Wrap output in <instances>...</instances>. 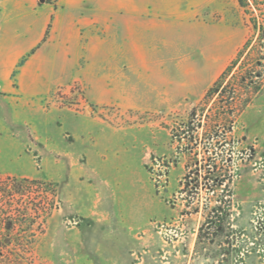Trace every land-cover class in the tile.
<instances>
[{
	"label": "rangeland",
	"instance_id": "1",
	"mask_svg": "<svg viewBox=\"0 0 264 264\" xmlns=\"http://www.w3.org/2000/svg\"><path fill=\"white\" fill-rule=\"evenodd\" d=\"M168 1L180 9L176 41L121 64L106 78L118 95L101 103L93 96L102 81L91 92L80 71L44 95L17 92L20 68L7 69L1 54L3 14L14 3L0 0V178L44 183L30 185L27 198L51 207L37 264H264V87L218 141L204 139L202 119L198 175L186 163L184 132L248 38L224 85L238 88L242 67H256L257 35L236 0ZM219 93L206 112L223 110ZM189 180L199 183L192 198ZM44 187L56 191L52 205Z\"/></svg>",
	"mask_w": 264,
	"mask_h": 264
},
{
	"label": "crops",
	"instance_id": "2",
	"mask_svg": "<svg viewBox=\"0 0 264 264\" xmlns=\"http://www.w3.org/2000/svg\"><path fill=\"white\" fill-rule=\"evenodd\" d=\"M4 15L6 35L1 54L18 73L17 92L26 98L48 93L80 71L97 102L110 103L118 95L106 78L133 58H146L162 43L176 41L179 7L168 0H13ZM12 15V17H10ZM40 43L41 46L32 52ZM31 53V54H30ZM85 64L81 65V59ZM123 66V67H124ZM95 74V79L88 76ZM9 93L15 92L5 85Z\"/></svg>",
	"mask_w": 264,
	"mask_h": 264
},
{
	"label": "trees",
	"instance_id": "3",
	"mask_svg": "<svg viewBox=\"0 0 264 264\" xmlns=\"http://www.w3.org/2000/svg\"><path fill=\"white\" fill-rule=\"evenodd\" d=\"M241 8L249 17V26L257 35L256 49L259 51V59L256 61V69L242 67V74L239 78L238 88L233 87L228 90V86L224 85V81L228 75V71L237 63L244 50L251 44V38H248L242 50L239 51L236 59L233 60L220 77L207 90L202 104V108L198 106L192 108L188 118L185 119L184 132L189 134L188 151H187V166L195 165L190 172L199 174L202 160L199 158L200 145H207L204 140H201L200 127H202V119L205 117L206 125L203 126L205 132L204 139L210 135L212 138H220V134L224 132L233 133V129L239 115L248 107L255 95L260 93L264 87V0H236ZM24 60L18 65V68L23 64ZM220 92L222 97H227V102L223 106V110L214 112L215 106L210 105L212 97ZM215 114V119L212 116ZM224 124V125H223ZM223 126L224 129H221ZM206 137V138H205ZM228 138V137H227ZM205 148V147H204ZM203 148V149H204ZM204 161H207L209 156H204ZM213 166H217L214 163ZM212 180L211 189L217 192L221 186V179L216 174ZM43 185L38 179L7 177L0 178V264H37L34 259V251L45 233L46 216L51 207H45L43 210L40 207H34L29 204L27 198L33 191L30 185ZM50 184V183H47ZM199 183L192 180L185 184L186 193L192 198V194ZM43 187V186H42ZM47 200L53 204V197L56 191L49 187L43 188ZM198 191H196L197 193Z\"/></svg>",
	"mask_w": 264,
	"mask_h": 264
}]
</instances>
